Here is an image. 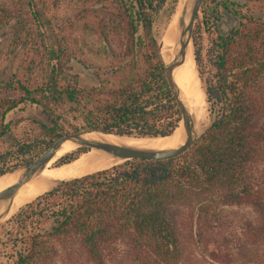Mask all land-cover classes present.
<instances>
[{
  "label": "trees",
  "instance_id": "16d2710c",
  "mask_svg": "<svg viewBox=\"0 0 264 264\" xmlns=\"http://www.w3.org/2000/svg\"><path fill=\"white\" fill-rule=\"evenodd\" d=\"M62 1L0 5V36L6 28L17 59L0 90V176L68 133L54 119L34 138L17 137L6 116L22 103L47 115L68 105L83 121L73 131L158 138L179 126L154 32L179 0H78L79 27L102 44L95 53L111 52L103 67L111 73L90 88L72 71ZM221 7L238 19L228 31ZM256 7L264 0L202 5L193 50L200 65L206 31L215 72L204 81L210 124L196 143L171 159L126 160L39 195L0 225V264H264V18ZM242 206L255 216L230 220L226 208Z\"/></svg>",
  "mask_w": 264,
  "mask_h": 264
},
{
  "label": "rangeland",
  "instance_id": "374dc122",
  "mask_svg": "<svg viewBox=\"0 0 264 264\" xmlns=\"http://www.w3.org/2000/svg\"><path fill=\"white\" fill-rule=\"evenodd\" d=\"M182 1L183 0H179L178 4ZM227 1H229L230 3H240V4L246 3V0H227ZM14 2L15 0H0V5L5 6V7L11 6L14 4ZM204 2L208 6L212 5V0H204ZM78 4H79L78 0H63L58 10V22L62 26L65 27V31L67 34L65 38L68 41L69 46L72 49H74V52H75V56L70 63L73 68L72 71L73 73L81 74L79 78V86L88 88L92 86H97L98 84H95L89 77L81 73L80 63L81 62L84 63V65H86L89 69H91V71H93L95 74L98 73L101 79L105 78L108 72L111 73V70H108L107 72L103 70V67L108 63L107 55H111V52L108 49H105V51H100L101 53H98V54L95 53V51L97 50V47L100 49V46L102 44L100 43V40L96 36L94 37L88 36L82 32V29L78 25L80 23L79 18H78ZM177 7L175 10V13L177 11ZM220 9H221V14H222L221 19H220V25L223 28V30L228 31L231 27L236 26L238 24V19L236 16H234L230 12L225 11V9H223L222 7ZM199 14H200L199 21H201L203 19V13L200 11ZM173 15L171 16L170 19L167 18V15L165 13H162L157 17L155 24H154V32L159 42L161 41V38L164 35L166 28L168 24L170 23ZM254 15L256 17L264 18V7L262 8L256 7L254 10ZM197 23H199L198 20L195 23V27ZM6 31L7 29L4 28L0 36V49H1L0 51V90L6 85L7 82L10 81V75L12 74V71L14 69L13 67L15 66L17 62V59L15 60V57H14L16 52L11 53L12 47L9 45L8 41L6 40V35H5ZM192 46H193V43H192ZM202 47H203L202 61L200 65H198L196 61L195 62H196L197 71H198V74L201 80V84L204 90V81L207 79H212L214 76V72H215L214 68L212 67L211 60L209 58L210 56L208 54L209 40H208V33L206 31L204 32V43ZM193 49H192V53H194ZM106 52H108V54ZM204 98H205V110H204V115H203V121L200 126V134H202V132L208 127V125L210 124V120H211L210 114L208 111V104L206 101L205 93H204ZM58 115L61 116V119H58ZM54 119L58 120L64 126L65 130L68 133L74 132L73 127H72L73 125H76L79 127L83 125V121L79 117V113L70 111L68 105L62 107L59 111H57L55 115H47L43 112L42 108L40 106H37L36 104L22 103L16 109L10 111L6 116V122L10 124L14 134L17 137L23 138V139L34 138V136L40 134L41 124L51 125L53 123L52 120ZM132 137L140 138V137H135V136H130L126 138H132ZM78 150L72 153L77 152L78 155H80L82 151L79 152ZM62 159L59 162L54 163V165L51 168L54 169L58 167L59 165L63 164ZM22 165L24 164H21L20 166ZM53 187H55V185ZM35 198H33L32 200H34ZM24 205H21L18 208V210ZM225 213L228 215L230 220H234V221L240 220V218L244 216H255L252 209L247 206L228 207L226 208ZM6 221H4L3 223H5ZM58 264H61V263H58Z\"/></svg>",
  "mask_w": 264,
  "mask_h": 264
},
{
  "label": "water",
  "instance_id": "95a60500",
  "mask_svg": "<svg viewBox=\"0 0 264 264\" xmlns=\"http://www.w3.org/2000/svg\"><path fill=\"white\" fill-rule=\"evenodd\" d=\"M203 2L204 0H184L182 7L180 9H177V13H175L177 16L174 28L175 46L172 49L174 50V55L170 61H165V59L163 58L161 53L162 43L159 42V52L164 64L165 75L171 92L175 98L177 107L180 111L181 119L177 129L182 127L185 134L184 142L175 148L151 149L135 147L127 145L125 143L112 142L103 137V135H115L118 137L130 136L114 134L99 129H80L78 131L66 133L57 138L38 157L16 168L13 171L8 172L17 173V178L12 185L0 191V224L10 219V217L13 215H10V211L12 209L13 199L19 188L25 183L31 181L36 175L41 173L66 141H71L73 144L79 147H85V151H88L89 149H96L107 153L117 160H122L118 163H115L114 165L135 158L155 161L171 159L183 154L196 143L201 135L200 127L194 121L193 116L187 104L185 103L182 91L175 81L174 71L183 63L189 47H192L193 49V32ZM80 65L81 73L89 77L95 84H99L100 81L96 74L84 64L80 63ZM90 133L98 135L99 139L86 137V135ZM65 180L68 179L56 180L52 187L54 185L57 186ZM52 187L49 190H51Z\"/></svg>",
  "mask_w": 264,
  "mask_h": 264
},
{
  "label": "bare ground",
  "instance_id": "6f19581e",
  "mask_svg": "<svg viewBox=\"0 0 264 264\" xmlns=\"http://www.w3.org/2000/svg\"><path fill=\"white\" fill-rule=\"evenodd\" d=\"M183 2L184 0L178 4L177 9L182 7ZM176 16V14L173 15L160 41L162 43L161 53L165 61H170L174 55V50L172 49L175 46L174 28ZM193 54L191 47H189L183 63L174 71V78L182 91L183 98L194 121L200 127L205 110V98ZM86 137L99 139V136L93 133L87 134ZM103 137L115 143H125L140 148L169 149L181 145L184 142L185 134L182 127H180L171 135L158 138H126L115 135H103ZM79 148V146L73 144L71 141H66L56 155L49 161L45 169L31 181L19 188L13 199L10 215L14 214L21 205L29 203L33 198L48 191L58 179H70L83 176L91 172L109 168L115 163L122 161L111 157L103 151L89 149L88 151L82 152L72 161L63 163L54 169L51 168L54 163L59 162L65 155ZM16 178L17 173H6L0 176V191L12 185L16 181Z\"/></svg>",
  "mask_w": 264,
  "mask_h": 264
},
{
  "label": "flooded vegetation",
  "instance_id": "af4514ba",
  "mask_svg": "<svg viewBox=\"0 0 264 264\" xmlns=\"http://www.w3.org/2000/svg\"><path fill=\"white\" fill-rule=\"evenodd\" d=\"M82 63V62H81ZM82 64H84V63H82ZM86 66V65H85ZM75 74H78L79 75V77H78V83H79V78H80V75L81 74H79V73H75ZM96 76L99 78V84L97 85V86H99L100 84H101V81H102V79H101V77H100V75L98 74V73H96ZM93 87V86H92ZM84 88H87V87H84ZM88 88H90V87H88Z\"/></svg>",
  "mask_w": 264,
  "mask_h": 264
}]
</instances>
